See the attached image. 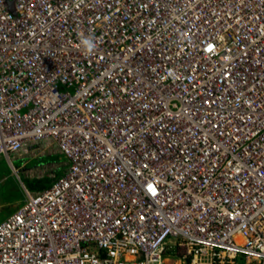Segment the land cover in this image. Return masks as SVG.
Returning a JSON list of instances; mask_svg holds the SVG:
<instances>
[{"label":"built area","instance_id":"1","mask_svg":"<svg viewBox=\"0 0 264 264\" xmlns=\"http://www.w3.org/2000/svg\"><path fill=\"white\" fill-rule=\"evenodd\" d=\"M40 148L0 264H264V0H0V156Z\"/></svg>","mask_w":264,"mask_h":264},{"label":"rangeland","instance_id":"2","mask_svg":"<svg viewBox=\"0 0 264 264\" xmlns=\"http://www.w3.org/2000/svg\"><path fill=\"white\" fill-rule=\"evenodd\" d=\"M26 109H23V111ZM64 157L57 151L33 149L27 153L0 156V223L24 202L26 190L48 188L63 171Z\"/></svg>","mask_w":264,"mask_h":264},{"label":"clouds","instance_id":"3","mask_svg":"<svg viewBox=\"0 0 264 264\" xmlns=\"http://www.w3.org/2000/svg\"><path fill=\"white\" fill-rule=\"evenodd\" d=\"M86 44H87V46H88L89 48H91V47H92V45H91V43H90V42H86Z\"/></svg>","mask_w":264,"mask_h":264}]
</instances>
